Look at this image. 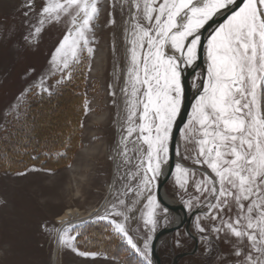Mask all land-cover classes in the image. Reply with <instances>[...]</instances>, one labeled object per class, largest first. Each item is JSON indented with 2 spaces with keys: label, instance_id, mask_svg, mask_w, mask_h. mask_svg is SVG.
<instances>
[{
  "label": "rangeland",
  "instance_id": "obj_1",
  "mask_svg": "<svg viewBox=\"0 0 264 264\" xmlns=\"http://www.w3.org/2000/svg\"><path fill=\"white\" fill-rule=\"evenodd\" d=\"M46 2L48 0H0V139L8 136L10 128L22 118L28 102L49 97L72 83L79 92L78 98L74 91H68L71 102L65 104L61 98L46 107H38V115L31 111L29 115L35 114L38 121L41 118L46 121L49 116L66 122L76 118L78 146L67 164L55 169L30 164L21 170H0V264H52L56 219L67 209L84 213L101 205L100 214L65 229L63 235L74 239L71 248L59 246V264H147L141 252L133 249L117 231L115 223L123 225L141 250L146 235L151 236L148 255L153 264L151 243L158 231L173 223L174 215L165 213L158 203V224L155 232L149 233L144 225L148 212L154 207L147 204L149 192L141 188L142 195L136 197L126 193L129 185L135 183L132 177L143 174L146 165H141L140 161L147 160V146L137 139L138 133L125 139V129L129 126L126 121L128 101L132 99L130 85L128 95L122 91L131 67V37L125 31L130 27L127 23L130 0H98L100 12L91 21L93 27L88 33L90 40H94L91 46L95 52L87 65L71 72V79L62 78V65L52 62L54 49L66 30L65 18L55 23L45 20L41 24L42 17L38 14ZM29 3L33 5L31 10L26 7ZM25 11H29L28 16L23 14ZM109 13H113L114 24L109 23L112 18ZM37 27L41 29L39 33L35 32ZM206 67L205 62V70ZM201 79L202 72L195 73L191 81L193 91L199 88ZM113 92L115 95L110 94ZM191 114L192 107L188 119ZM44 120L39 122L40 126H46ZM138 123L136 119L132 126ZM25 127L31 135L35 125L27 123ZM199 138L198 133L191 131L187 139L183 132L179 134L177 158L180 162L176 164L182 163L194 173L188 177L187 192L179 187L180 173L175 167L164 186L165 194L182 205L187 214L196 210L184 206L190 195L193 199L198 195L194 181L202 179L203 171H211L206 165L195 163ZM8 141L9 150H20L10 139ZM158 179L150 186L155 197ZM110 188L112 192L108 195ZM119 200H124L128 207L119 205ZM113 205H117L115 210ZM201 210L208 211L206 207ZM113 211L123 214H110ZM211 223L208 216L193 218L191 232L197 239V250L177 264H237L232 243L235 237L228 242L223 238H213L210 243L202 239L197 224L210 227ZM193 246L184 228L177 230L160 241V263L171 264L174 256L190 252Z\"/></svg>",
  "mask_w": 264,
  "mask_h": 264
},
{
  "label": "snow or ice",
  "instance_id": "obj_2",
  "mask_svg": "<svg viewBox=\"0 0 264 264\" xmlns=\"http://www.w3.org/2000/svg\"><path fill=\"white\" fill-rule=\"evenodd\" d=\"M26 7L31 10L33 5ZM99 12L98 0H48L41 7V24L65 18L66 30L52 54V62L62 65V78L71 79V72L87 65L94 54V40L88 33ZM23 14L28 16L29 11ZM109 16V23L114 24L113 13ZM217 16L224 20L205 41L204 32L212 28ZM129 18L125 31L131 37V67L122 91L128 95L130 85L132 99L125 139L138 133L137 139L147 146V160L140 161L146 165L143 174L132 177L135 183L126 193L136 197L142 195L141 188L149 192L147 204L154 207L144 225L149 233L155 232L159 204L150 186L166 172L174 129L186 139L190 131L198 133L195 163L211 171L194 181L198 195L195 199L190 195L184 206L195 208L198 219L210 218V227L197 224L202 239L228 242L235 237L237 264H264V0H130ZM202 55L207 67L198 85L201 90L182 129L177 122L184 119V69ZM84 111L87 114L88 109ZM136 119L139 123L132 126ZM175 169L180 173L179 187L187 192L188 177L194 173L181 164ZM119 205L128 207L124 200ZM205 207L208 211H201ZM115 227L151 264V236L146 235L141 250L122 224L115 223ZM73 239L58 234L56 242L71 248Z\"/></svg>",
  "mask_w": 264,
  "mask_h": 264
},
{
  "label": "trees",
  "instance_id": "obj_3",
  "mask_svg": "<svg viewBox=\"0 0 264 264\" xmlns=\"http://www.w3.org/2000/svg\"><path fill=\"white\" fill-rule=\"evenodd\" d=\"M68 91H74V96L78 98L79 92L76 86L69 83L49 97L31 100L27 103V110L23 113L22 118L10 128L8 136L0 139V170L16 171L30 164H39L48 169H55L67 164L78 146L77 119H70L66 122L49 116L45 118L46 121L43 118L38 121L39 118L35 114L29 115V111L32 113L37 112L38 115L40 112L38 107H46L49 103H55L61 98H63L62 102L65 104L68 101L71 102L70 96L67 94ZM42 120L46 122L44 127L39 124ZM27 123L35 125L32 128L31 135L27 133L25 127ZM8 139L12 141V145L20 148V150H9V147H7Z\"/></svg>",
  "mask_w": 264,
  "mask_h": 264
},
{
  "label": "water",
  "instance_id": "obj_4",
  "mask_svg": "<svg viewBox=\"0 0 264 264\" xmlns=\"http://www.w3.org/2000/svg\"><path fill=\"white\" fill-rule=\"evenodd\" d=\"M214 20H215V23L212 24V28H209L206 32H204L205 41L208 37V34L212 31V29L215 28L219 23L223 22L224 17L217 16L214 18ZM198 71L202 72V77H203V74L205 72V58L203 55L201 56L199 60L195 62L193 66L185 67L184 69L183 80H184V86H185V100H184L185 107L182 108L184 119L182 121L178 120L177 122L180 128H182L186 124L191 107L194 101L196 100V98L198 97V93L201 90L200 88H198V90L192 91L191 83H190L191 79L194 77L195 73H197ZM201 82H202V79H201ZM179 134H180V131H176L174 129V139L170 145V161H169V164H167V166L165 167L166 169L165 174L160 176V178L158 179L157 186H156V198H157L158 203L163 208L166 207L168 209V212L174 215V221L171 225L158 231L154 236L153 242L151 243V247H150V255H151L153 264H161L160 258L158 255V250H157V246L160 243V239H164L167 236L169 237L174 232L182 228H184L186 235L193 240L194 246L190 252L181 253V254L174 256L172 260V264H177L179 260L189 255L194 254L197 250V239L191 232V228H192L191 224H192L193 218L197 216L195 214L196 210H194L190 214H187L185 208L182 205L176 202L172 204L171 202L167 201L166 194L164 191V186L166 182L168 181V179L170 178L174 170L176 162H180L177 158V148L179 145Z\"/></svg>",
  "mask_w": 264,
  "mask_h": 264
},
{
  "label": "bare ground",
  "instance_id": "obj_5",
  "mask_svg": "<svg viewBox=\"0 0 264 264\" xmlns=\"http://www.w3.org/2000/svg\"><path fill=\"white\" fill-rule=\"evenodd\" d=\"M91 151H93V150H91ZM74 186H75V184H74ZM111 192H112V189L110 188L108 191V195H110ZM166 200L171 202L172 204L175 203V201L170 199L167 195H166ZM102 209H103V205H101L99 208L90 209L89 211L84 212V213H81L78 210L67 209L64 211V213L60 217H58L56 219L58 227H57L56 234H55L54 248H53V251L51 254V258H50L52 264H59V246L57 245V242H56L58 234L63 235L65 229L73 223H76L78 221H81V220L87 219L89 217H93V216L100 214L102 212ZM176 220H175V222H176ZM161 240L162 239H160V241ZM157 250H158V246H157Z\"/></svg>",
  "mask_w": 264,
  "mask_h": 264
}]
</instances>
